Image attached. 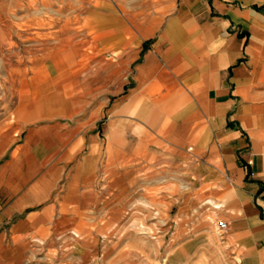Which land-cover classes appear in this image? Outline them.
Wrapping results in <instances>:
<instances>
[{"label":"crops","instance_id":"crops-1","mask_svg":"<svg viewBox=\"0 0 264 264\" xmlns=\"http://www.w3.org/2000/svg\"><path fill=\"white\" fill-rule=\"evenodd\" d=\"M103 1L74 13L87 0H56L64 13L45 14L36 6L55 0H0L1 73L31 32L47 34L37 22L63 18L73 34L96 18L116 36L121 96L101 138L68 122L69 110H30L28 80L16 84L15 109L13 85L1 78L0 264H264V127L255 106L264 2L112 0L109 15ZM139 220L158 243L172 232L175 246H146L148 234L136 250ZM218 222L229 225L223 237ZM122 229L127 251L48 255L57 243Z\"/></svg>","mask_w":264,"mask_h":264},{"label":"rangeland","instance_id":"rangeland-1","mask_svg":"<svg viewBox=\"0 0 264 264\" xmlns=\"http://www.w3.org/2000/svg\"><path fill=\"white\" fill-rule=\"evenodd\" d=\"M257 1L260 3L264 2V0ZM95 5L96 0H87L84 8L81 9L79 4H77V7L73 8V12L79 13L80 11L88 10L93 13L96 9ZM37 7L39 10L36 11L45 14L64 13L63 4L59 6L56 0L55 3ZM99 7L103 8L105 14L110 15L112 0L100 2ZM120 7L122 8V5ZM34 10L35 8L33 7V12ZM112 18L113 15L105 17L107 23L104 29L110 28L107 25H111ZM91 19L89 32L86 31V27L80 28L77 25L75 31L78 32L73 34H65L63 32L66 19H55V23L51 20L37 22L36 29L47 34L41 35L37 32H31V36H27L23 40L24 45L20 49L16 48L12 50L8 56L9 61H7L12 68L9 72H6V75L0 72V81L1 78H8L12 83V94H14L13 106L15 109L18 106V95H20L18 94L20 87L16 84L21 79L23 81L28 80L30 95L27 101H29L30 110L35 111L40 106L49 109L55 108L56 110H69L70 114L67 116L68 122L72 124L81 122L86 130L91 129L90 134L97 133L98 136L104 138V129L110 122L109 111L113 109L114 100L121 97L116 95V36L114 31H102L100 24L97 26V23H95L96 18L94 20ZM77 21L80 22V19ZM91 22H94V24H91ZM122 34L125 33L123 32ZM117 44L119 45L120 42ZM64 62L68 63L67 67H60L59 63ZM259 67L261 68L263 65L261 64ZM260 75L259 73L257 80L260 83L262 79V85L255 88L257 93L259 91L257 97H255V106L261 112V124L264 127V77ZM3 91L4 88H0V123L4 122L1 119L3 118V113L6 111L5 103L3 102V98L5 97ZM37 98H39V101L35 102L34 100ZM32 120L36 121V118H32ZM15 123L18 127L17 119H15ZM149 210L153 212L151 217H154L151 223L159 221L158 218L160 216L157 211L151 208ZM156 226L157 228L164 227L162 223L156 224ZM135 228L136 237L134 242H136V250H143L145 243L149 242V239L146 240L143 237L148 236V234L150 235L151 242L146 243V246L149 244L151 247H158L162 244L163 246L172 248L176 244V238L173 237L172 232H168L158 243L157 236L159 234H156L155 231L148 234L142 233V230L146 228L145 223L143 224L139 220L138 223H135ZM121 231L118 236H114V232L112 234L109 230H105L104 233L107 235H104L102 238L100 237L99 241L96 242L72 243V245L57 243V245L52 246L56 247L55 250L50 251L48 255L117 252L122 249L123 251H127L128 242L126 240L125 229ZM41 253L42 255L44 254L43 251Z\"/></svg>","mask_w":264,"mask_h":264},{"label":"built area","instance_id":"built-area-1","mask_svg":"<svg viewBox=\"0 0 264 264\" xmlns=\"http://www.w3.org/2000/svg\"><path fill=\"white\" fill-rule=\"evenodd\" d=\"M229 225L226 222L217 223V232L220 237H223L224 233L228 230Z\"/></svg>","mask_w":264,"mask_h":264}]
</instances>
